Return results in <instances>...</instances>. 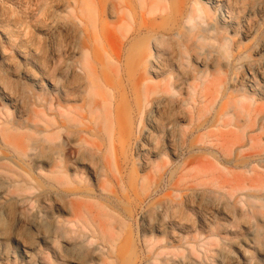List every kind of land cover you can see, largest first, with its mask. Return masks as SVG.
<instances>
[{
    "label": "rangeland",
    "instance_id": "1",
    "mask_svg": "<svg viewBox=\"0 0 264 264\" xmlns=\"http://www.w3.org/2000/svg\"><path fill=\"white\" fill-rule=\"evenodd\" d=\"M0 264H264V0H0Z\"/></svg>",
    "mask_w": 264,
    "mask_h": 264
},
{
    "label": "bare ground",
    "instance_id": "2",
    "mask_svg": "<svg viewBox=\"0 0 264 264\" xmlns=\"http://www.w3.org/2000/svg\"><path fill=\"white\" fill-rule=\"evenodd\" d=\"M125 33V32H124ZM123 34V33H122ZM128 36V33L124 34V37L126 38ZM148 58V57H147ZM143 94L145 97H147L148 99H151L155 94L156 92L153 90L152 87H145V89H143ZM152 122V120L149 119V122Z\"/></svg>",
    "mask_w": 264,
    "mask_h": 264
}]
</instances>
